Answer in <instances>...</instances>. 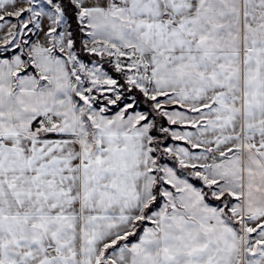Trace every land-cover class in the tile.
Wrapping results in <instances>:
<instances>
[{
	"label": "snow or ice",
	"instance_id": "6c2138e0",
	"mask_svg": "<svg viewBox=\"0 0 264 264\" xmlns=\"http://www.w3.org/2000/svg\"><path fill=\"white\" fill-rule=\"evenodd\" d=\"M0 264H264V0H0Z\"/></svg>",
	"mask_w": 264,
	"mask_h": 264
}]
</instances>
